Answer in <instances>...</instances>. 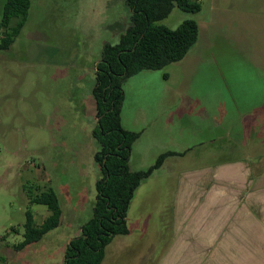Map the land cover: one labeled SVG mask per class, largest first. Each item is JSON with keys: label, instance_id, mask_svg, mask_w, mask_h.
I'll return each instance as SVG.
<instances>
[{"label": "rangeland", "instance_id": "obj_1", "mask_svg": "<svg viewBox=\"0 0 264 264\" xmlns=\"http://www.w3.org/2000/svg\"><path fill=\"white\" fill-rule=\"evenodd\" d=\"M31 1L21 35L10 49H0V264H66L68 239L92 217L97 200L96 66L104 45L117 44L131 25L132 11L125 0ZM200 1L201 12L176 7L157 23L176 29L197 21L200 36L189 54L124 84V124L153 122L147 128L152 139L132 148V168H148L165 152L185 155L170 158L164 173L205 165L213 160L216 122L238 124L239 114L264 107V0ZM219 134L216 146L225 155L227 134ZM26 182L53 186L77 220L18 254L13 247L24 237L8 231L24 232ZM33 211L49 213L43 205Z\"/></svg>", "mask_w": 264, "mask_h": 264}, {"label": "crops", "instance_id": "obj_2", "mask_svg": "<svg viewBox=\"0 0 264 264\" xmlns=\"http://www.w3.org/2000/svg\"><path fill=\"white\" fill-rule=\"evenodd\" d=\"M238 116V124L221 126L218 121L213 125L211 162L195 169L164 173L170 158L185 155L176 153L139 187L127 215L129 233L112 240L102 264H264V107L251 108ZM172 118L168 115L166 122L170 124ZM122 124L128 131L141 133L135 145L146 136V141L152 139L151 129L147 128L153 122L126 126L122 119ZM221 131L227 134L225 155L216 146ZM132 160L131 154L132 171L150 167L132 168ZM26 183L22 189L28 206ZM59 200L62 225H74L77 217L68 215L60 197ZM33 213L36 226L51 214ZM41 216L43 223L39 224ZM86 222L81 220L75 226L76 234L68 242L81 235ZM16 234L23 236L24 232ZM40 242L21 251L13 249L21 254Z\"/></svg>", "mask_w": 264, "mask_h": 264}, {"label": "trees", "instance_id": "obj_3", "mask_svg": "<svg viewBox=\"0 0 264 264\" xmlns=\"http://www.w3.org/2000/svg\"><path fill=\"white\" fill-rule=\"evenodd\" d=\"M126 5L132 11L131 25L117 44L104 45L102 59L96 66L93 95L98 122L93 136L100 144L95 155L100 167L97 200L92 218L67 247L66 264H102L106 247L112 240L129 233L127 215L139 187L162 168L169 157L176 155L165 152L148 169L131 170L132 148L141 133L123 128L124 84L141 72L162 70L189 54L200 36L197 21L186 20L176 29L157 23L167 19L176 7L197 14L202 11V3L200 0H126ZM31 7V0L5 1L0 21L1 50L10 49L21 35ZM24 190L29 208L23 227L24 240L14 246L16 251L41 241L58 228L63 214L59 197L51 186L26 183ZM34 205L46 206L51 213L41 226L35 224L31 208ZM11 232L17 233L18 229L11 227L8 234Z\"/></svg>", "mask_w": 264, "mask_h": 264}, {"label": "water", "instance_id": "obj_4", "mask_svg": "<svg viewBox=\"0 0 264 264\" xmlns=\"http://www.w3.org/2000/svg\"><path fill=\"white\" fill-rule=\"evenodd\" d=\"M62 221H63V217L61 216V217H60L59 225H62Z\"/></svg>", "mask_w": 264, "mask_h": 264}, {"label": "built area", "instance_id": "obj_5", "mask_svg": "<svg viewBox=\"0 0 264 264\" xmlns=\"http://www.w3.org/2000/svg\"><path fill=\"white\" fill-rule=\"evenodd\" d=\"M0 38H1V35H0Z\"/></svg>", "mask_w": 264, "mask_h": 264}]
</instances>
